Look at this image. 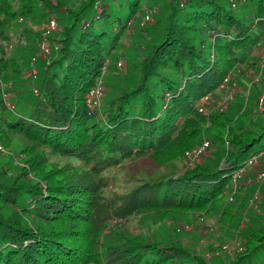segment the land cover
Segmentation results:
<instances>
[{"label": "trees", "instance_id": "obj_1", "mask_svg": "<svg viewBox=\"0 0 264 264\" xmlns=\"http://www.w3.org/2000/svg\"><path fill=\"white\" fill-rule=\"evenodd\" d=\"M243 1L254 20L227 0H79L73 7L59 0H0L3 110L2 96L18 91L3 77L19 74L16 60L3 55L14 24L52 14L64 20L51 62L31 90L20 91L15 110L0 117V146L15 150V139L22 142L15 154L22 156L20 165L9 160L5 171L0 168V264H210L176 241L153 242L111 223L138 218L157 224L201 212L231 191L225 187L232 172L264 149L252 150L264 140V118L239 126L197 107L248 64L261 38L264 0ZM159 5L158 31L143 61L133 63L137 81L108 90L90 113L85 96L102 74L107 42H117L131 18ZM23 33L29 41L31 31ZM203 137L225 147L222 158L178 176L164 173ZM47 156L76 163L59 165ZM137 162L163 172L136 178L124 194L107 193L106 171ZM250 237L234 264H252L264 252V229Z\"/></svg>", "mask_w": 264, "mask_h": 264}, {"label": "rangeland", "instance_id": "obj_2", "mask_svg": "<svg viewBox=\"0 0 264 264\" xmlns=\"http://www.w3.org/2000/svg\"><path fill=\"white\" fill-rule=\"evenodd\" d=\"M50 1L57 2L58 0ZM59 1L64 2L65 6L68 7H73L79 2V0ZM227 2L234 5L232 9L236 13L246 15V18L254 20L250 14V9L243 0H227ZM97 10H100V6ZM159 10L160 5L158 11L153 15L152 22H146L145 13L137 14L128 21L125 36H120L115 43L107 42L105 73H102L96 80L103 93L102 100L108 90L129 87L137 81L139 75L134 71L133 63L139 64L145 58L147 44L150 43L156 31H158V28H154V23L158 17L164 14V12L160 13ZM128 14V11L123 12L120 15L121 19L125 21ZM50 17L56 18L59 30L48 38L50 52L46 55L39 51L38 44L41 41L47 19ZM63 22V18L52 14L44 20L26 21L21 19L14 24L10 33L12 43L6 46L3 55L16 60L19 74L10 71L5 73L3 77L9 84L17 83L18 91L13 90V88L10 93L2 96L7 109L0 108V117L6 118L8 113L15 110L14 101H16L20 91L31 90L33 71H35L34 81L35 76L37 78L42 73L43 66L51 62L52 51L56 47L55 40L61 31L60 25ZM24 29L31 31L29 41L26 39V34L23 33ZM259 31L262 32V35L257 45L249 52L248 64H241L235 77L228 75L229 83L226 90L218 89L213 94L208 95L207 100H201L197 104L204 115L222 113L231 120H235L239 126L242 121L246 123L250 119L254 121L258 117L264 118V65L263 67L260 64L258 65L259 56L264 51V27L260 26ZM114 34H112V37ZM19 38H21L18 42L20 50L16 51L15 47ZM119 61L122 62L121 66L117 65ZM25 94L27 95V92ZM204 142L209 145L200 157H187L185 154L184 159L168 164L169 169H164V173L170 170L178 176L186 169H192L199 165L212 166L219 158H222L224 146H211V143L203 137L198 147ZM14 144L16 146L15 150H7L0 146L3 150L0 151V168H3V171L6 170L9 160L14 166H19L21 163L22 156L18 154L17 158L15 154L19 152L22 142L15 139ZM260 146H264V140L252 150L254 152L258 151ZM47 158L59 165L67 162L70 164L76 163L72 160L56 157L47 156ZM153 168V165L137 162L134 164L124 163L106 171L109 181L106 192L116 191L124 194L133 185L136 178L163 172V169L156 168L153 170ZM258 172H264V156L257 161L256 165L247 170L246 176H243L236 183L234 190L225 191L223 197L211 202L205 210L190 212L184 220H166L157 224H148L143 223L138 218H131L113 221L111 224L113 228L147 236L153 242L165 244L176 241L210 264H234L238 255L246 253L244 243L246 239L251 238L250 233L264 229V182L260 185L254 183L255 174ZM255 196L257 199L254 198ZM104 234H109V229H106ZM252 264H264V252L258 253Z\"/></svg>", "mask_w": 264, "mask_h": 264}, {"label": "built area", "instance_id": "obj_3", "mask_svg": "<svg viewBox=\"0 0 264 264\" xmlns=\"http://www.w3.org/2000/svg\"><path fill=\"white\" fill-rule=\"evenodd\" d=\"M232 6H234L232 4ZM157 12L155 8H152L151 10H148L144 18L146 22H152L153 15ZM58 29V23L57 20L54 17H50L45 25V28L43 30L42 36H41V41L38 44L39 51L43 54L48 55L49 54V45H48V38ZM122 62H118V66H121ZM259 64L261 67L264 65V51L262 54L259 56ZM106 64L105 62L103 63L102 67V73H105ZM35 71H33L32 75V81L34 78ZM229 83V76H227L223 82L220 85V90H223L227 88ZM102 91L99 88V84L96 83L94 87L90 89V91L86 94L85 96V102L86 106L88 107L90 113H93V111L97 110L100 107L101 101H102ZM208 96L204 97L202 100H207ZM200 112H203L201 108H199ZM208 143L204 142L200 147L195 148L191 152L186 153V156H192L194 158L200 157L202 152L208 147ZM0 151H3L2 148H0ZM264 156V149L259 151L256 155H252L242 166L238 167L236 170H234L231 174L230 177V184L226 186V189L234 190L236 183L239 182V180L243 177L246 176L247 170L251 168L252 166L256 165L257 161L260 160ZM264 182V172H258L255 174L254 177V183L257 185H260ZM257 194V192H256ZM257 199V197H254Z\"/></svg>", "mask_w": 264, "mask_h": 264}]
</instances>
